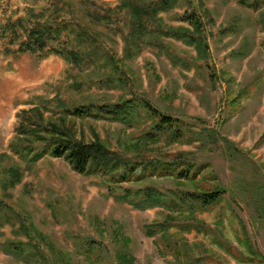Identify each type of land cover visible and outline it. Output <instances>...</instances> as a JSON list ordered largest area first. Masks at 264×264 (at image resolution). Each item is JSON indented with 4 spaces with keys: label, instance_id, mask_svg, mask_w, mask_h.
Listing matches in <instances>:
<instances>
[{
    "label": "rangeland",
    "instance_id": "374dc122",
    "mask_svg": "<svg viewBox=\"0 0 264 264\" xmlns=\"http://www.w3.org/2000/svg\"><path fill=\"white\" fill-rule=\"evenodd\" d=\"M118 4L0 0V264H184L175 257L180 246L220 264H264V0H180L163 13L166 25L185 27L177 16L196 11L205 56L180 40L162 38L159 47L150 35L140 49L132 48L129 16L116 10ZM90 12L110 17L98 22ZM19 17L72 24L75 31L60 46L92 48L76 63L19 52V32L5 27ZM82 28L86 35L71 42ZM123 100L137 106L133 116L121 121L99 114L100 105ZM89 105L92 115H74ZM159 114L175 121L180 137L149 129ZM37 121L55 123L77 140H98L131 162L178 156L198 173L194 181L131 174L116 184L100 172L80 174L50 153L30 161L19 152L41 146L19 127ZM10 169L21 176L6 186ZM143 186L224 191L212 208L194 212L140 209L115 198L123 188ZM158 224L166 229L146 234L147 226ZM88 243L93 255L85 252ZM8 244L22 245V256L9 253Z\"/></svg>",
    "mask_w": 264,
    "mask_h": 264
},
{
    "label": "trees",
    "instance_id": "16d2710c",
    "mask_svg": "<svg viewBox=\"0 0 264 264\" xmlns=\"http://www.w3.org/2000/svg\"><path fill=\"white\" fill-rule=\"evenodd\" d=\"M180 0H119L116 10L125 11L130 20V33L128 35V43L133 47H139L146 41V35L156 40L155 44L163 47L159 39L180 40L188 46L194 47L200 56L206 55L208 45L204 36V27L200 17L194 9L190 12H184L177 16L178 20L186 23L187 26L171 27L164 23L162 14L174 11ZM106 13V12H105ZM109 14V13H108ZM108 14H100L99 12H90L89 16L92 20L98 22H106ZM6 30H12L13 33L19 32V52L40 53L41 55L54 54L62 57L70 63L80 62L84 59L85 53L90 48H74L60 46L62 39L69 31L74 32L69 27L72 24L59 22L58 20H35L29 22L27 19L19 17L15 22L9 24ZM78 27V26H77ZM79 28V27H78ZM65 33V34H64ZM85 30L82 28L76 31L75 39H82ZM149 37V36H148ZM76 43V44H75ZM74 45L78 43L75 42ZM171 61L174 64H185L180 58L169 54ZM182 62V63H181ZM185 66V65H184ZM140 106L144 107L153 116L156 112L151 109L146 101H142ZM137 107V106H136ZM134 103L130 100H123L121 103L114 105L99 106V114L111 115L114 120L124 121L126 118L133 116L136 111ZM74 115L86 116L92 115V106L89 105L84 110L75 108ZM65 113H69L66 109ZM42 120V119H41ZM22 131L28 133L32 141L40 144V148H36L34 144H30L23 148V152H19L23 158H28L30 161H36L45 153H50L56 158L65 159L72 169L80 174L103 173L109 175L114 183L130 181L131 174L136 179L146 177V175H164L172 179L193 180L196 178L198 168L192 163L182 160L180 157H174L169 160H147L141 156L137 162L127 159L116 151L111 150L107 145L100 141L85 142L71 137L68 132L55 123H40L37 121L36 126L19 127ZM149 129H153L156 133H168L172 138L176 139L181 136V129L175 124V121L169 116L158 115V121L153 123ZM150 133V130L145 132V136ZM135 163H137L135 165ZM140 168V171L138 170ZM11 171L10 180L5 181V185H14L20 180V174L14 169ZM15 171V172H14ZM142 175V176H141ZM141 178V179H142ZM223 189L217 186L206 189L193 190H176L172 192H164L153 186H143L136 189L123 188L122 193L117 194L115 198L119 201L127 202L136 208L144 209L150 207H163L177 211L194 212L198 209H210L220 200ZM6 207V205H5ZM4 209V202L0 201V211ZM1 217V216H0ZM32 227V228H31ZM31 231H34L31 226ZM155 227L165 230L166 224H158L146 227V234L151 236L155 234ZM89 244V243H88ZM224 247V244L221 243ZM9 253L15 258H19L24 253L22 245L18 247L7 245ZM225 248V247H224ZM229 251V250H228ZM88 255H93L96 252L94 246L89 244L85 250ZM237 254L240 260L242 257L237 250L233 251ZM175 257L181 261L182 257L184 264H220L213 260L210 255L195 256L189 248L181 246L175 251ZM118 261V260H117ZM250 261L252 259L250 258ZM122 262V261H119Z\"/></svg>",
    "mask_w": 264,
    "mask_h": 264
}]
</instances>
